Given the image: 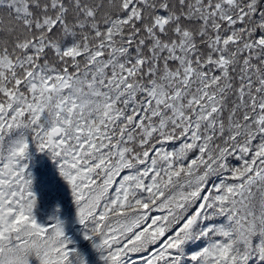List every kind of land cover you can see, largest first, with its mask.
<instances>
[{
	"label": "snow or ice",
	"instance_id": "6c2138e0",
	"mask_svg": "<svg viewBox=\"0 0 264 264\" xmlns=\"http://www.w3.org/2000/svg\"><path fill=\"white\" fill-rule=\"evenodd\" d=\"M33 152L103 264H264V0H0V264H86Z\"/></svg>",
	"mask_w": 264,
	"mask_h": 264
},
{
	"label": "trees",
	"instance_id": "16d2710c",
	"mask_svg": "<svg viewBox=\"0 0 264 264\" xmlns=\"http://www.w3.org/2000/svg\"><path fill=\"white\" fill-rule=\"evenodd\" d=\"M35 153L33 152L32 155H35ZM46 180L49 186V189L47 188V195L53 196L56 201H49L47 210H45L43 204H37L39 206H36V212L34 214L46 216L45 221L53 214L58 215L64 222L65 234L73 241V244L70 246H74L78 250L84 257L86 264H103V261L99 259L98 252L92 247L91 242L85 240L83 237V226L76 219L75 206L72 202L70 189L66 181L59 175L55 165L54 172L51 177H46ZM198 246V242L188 245L189 250L195 249ZM30 264H37V261L34 258H30Z\"/></svg>",
	"mask_w": 264,
	"mask_h": 264
},
{
	"label": "rangeland",
	"instance_id": "374dc122",
	"mask_svg": "<svg viewBox=\"0 0 264 264\" xmlns=\"http://www.w3.org/2000/svg\"><path fill=\"white\" fill-rule=\"evenodd\" d=\"M35 158H36L35 156H32L33 160L30 161V164L32 163V161H34ZM42 158L39 159V160H42V166L38 167L37 169L35 168L33 171V191L36 193V197H37L36 205L37 204L44 205V202L48 201L49 199L56 201V199L53 196L47 195L49 186L46 180L48 171L49 170L51 171L54 168V162L51 161L50 158H47V159L43 158L44 160Z\"/></svg>",
	"mask_w": 264,
	"mask_h": 264
}]
</instances>
